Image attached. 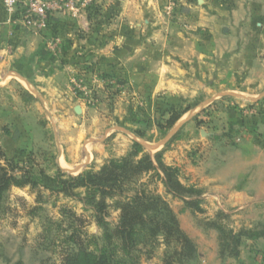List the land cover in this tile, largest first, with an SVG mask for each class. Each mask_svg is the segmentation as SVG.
Wrapping results in <instances>:
<instances>
[{
  "label": "rangeland",
  "instance_id": "374dc122",
  "mask_svg": "<svg viewBox=\"0 0 264 264\" xmlns=\"http://www.w3.org/2000/svg\"><path fill=\"white\" fill-rule=\"evenodd\" d=\"M47 1L52 6L42 26L27 12L28 0H16L11 8L0 0V151L18 166L15 173L25 171L35 181L2 194L0 264H96L102 249L110 264H206L200 260L201 246L232 264L247 245L229 239L223 249L219 246L218 226L239 230H234L232 208L219 206L224 196L217 183L233 177L234 158L248 155V146L264 134L259 133L264 132V74L244 69L245 75L228 74L221 83L181 88L162 75L157 84L131 81L112 57L121 58L117 39L131 30L121 0H74L73 11L65 10L63 1L58 7L56 0ZM159 1L166 25L180 6ZM220 58L210 56L209 66H220ZM241 59L225 55L221 66H251ZM178 87L192 93L181 94ZM171 109L180 117L164 127ZM133 141L143 149L131 159L148 154L155 166L159 153L193 193L173 195L161 171L150 170L117 184L98 212L86 201L85 188L63 193L45 178L96 172L128 155ZM142 192L144 222L121 237V206ZM100 216L104 222H98ZM176 227L191 240V258L175 233L166 232Z\"/></svg>",
  "mask_w": 264,
  "mask_h": 264
},
{
  "label": "crops",
  "instance_id": "0c3cea01",
  "mask_svg": "<svg viewBox=\"0 0 264 264\" xmlns=\"http://www.w3.org/2000/svg\"><path fill=\"white\" fill-rule=\"evenodd\" d=\"M158 1H119L131 30L117 39L121 58L113 53L112 57L125 78L157 84L162 75L166 82L181 83V88L187 83H221L228 74L245 75L244 69L252 70L251 75L264 74V66H258L264 64V0H174V7L180 9L173 10L166 25ZM213 54L223 56L217 63L220 66H209ZM237 54L251 66H221L225 55ZM174 89L184 95L192 93ZM262 116L264 131V112ZM261 137L262 142L255 140L253 147L248 146V155L234 158L233 177L227 178L230 183L225 177L217 183L218 194L224 196L219 206L234 211V230L251 232L250 237L241 238L240 244L247 249L240 250L232 264H264V134ZM205 249L201 246L199 254L206 264H231Z\"/></svg>",
  "mask_w": 264,
  "mask_h": 264
},
{
  "label": "trees",
  "instance_id": "16d2710c",
  "mask_svg": "<svg viewBox=\"0 0 264 264\" xmlns=\"http://www.w3.org/2000/svg\"><path fill=\"white\" fill-rule=\"evenodd\" d=\"M180 114L176 109H171L168 111V116L164 119V127H171L179 119ZM143 147L137 142L133 141L132 151L120 159H112L104 164L98 171H86L80 173L76 176H68V178H63V176L58 172L54 177L45 176L46 180L54 183L56 189L59 192L68 193L70 190L75 188H85L86 201H92L98 212L105 209V197L112 194V189L120 184L125 178L141 174L142 172H147L153 170L154 172L161 171L163 175V181L168 192L173 195L180 196V192L193 193L192 188L183 187L179 180L177 179V169L168 165H165L161 161V156L159 153L154 154V160L156 165L154 166L150 155L146 154L144 157L137 161L131 159L132 155L138 154L142 151ZM0 159H4L5 164H0V199L2 194L11 186H25V185H35V181L26 176V172L18 175L14 171L18 166L13 165L10 161L4 158L3 153L0 151ZM159 175V174H157ZM145 193L142 192L137 194L131 201L125 202L121 206L120 212V228H118L117 233L124 237L125 232L127 233L133 231L135 225L144 222L142 198ZM152 202L161 203L159 198H151ZM186 205L192 206L198 210V204L193 201L185 200ZM165 209V208H163ZM172 222H176L173 216L170 217ZM98 222H104L103 218L100 216ZM219 231V246L224 248L228 245V240L230 239L233 244L237 245L240 243L241 236H251V232L246 230H240L237 233H233L232 230L224 231V229L218 226ZM167 234H174L176 241H178L181 246H184L186 257H192L193 245L191 240L183 234L178 227L166 230ZM96 264H110L109 259L105 256V249H102L100 255L96 261ZM163 264H171L168 260H165Z\"/></svg>",
  "mask_w": 264,
  "mask_h": 264
},
{
  "label": "built area",
  "instance_id": "2783aa9c",
  "mask_svg": "<svg viewBox=\"0 0 264 264\" xmlns=\"http://www.w3.org/2000/svg\"><path fill=\"white\" fill-rule=\"evenodd\" d=\"M63 1V8L67 11H73L74 8L72 7L75 3L74 0H56L53 1L54 5L58 7L60 3ZM16 0H4V3L7 7L11 8L15 5ZM27 5V12L29 14H34L35 17H37V20H40V25L43 26V20L47 16V12L52 6L50 3H48L47 0H28L26 3ZM75 5V4H74ZM75 14L74 12H72Z\"/></svg>",
  "mask_w": 264,
  "mask_h": 264
}]
</instances>
